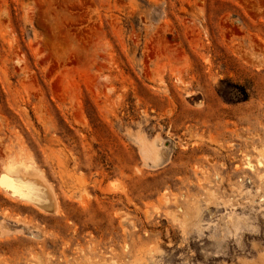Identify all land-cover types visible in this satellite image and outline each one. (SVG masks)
Segmentation results:
<instances>
[{
  "label": "rangeland",
  "instance_id": "rangeland-1",
  "mask_svg": "<svg viewBox=\"0 0 264 264\" xmlns=\"http://www.w3.org/2000/svg\"><path fill=\"white\" fill-rule=\"evenodd\" d=\"M262 254L264 0H0V264Z\"/></svg>",
  "mask_w": 264,
  "mask_h": 264
},
{
  "label": "bare ground",
  "instance_id": "bare-ground-1",
  "mask_svg": "<svg viewBox=\"0 0 264 264\" xmlns=\"http://www.w3.org/2000/svg\"><path fill=\"white\" fill-rule=\"evenodd\" d=\"M29 167H31V165H24V164H12V163H8L7 166H6V169H7V172H8V176H11L10 178H16V177H19L20 175H24V180H22V184L24 185H27V188L29 189V192L32 193L34 191H37V192H40V194L36 197H34V200H37V203L40 201V202H43L45 199L49 198L47 192L44 190V188L42 186H38V184H35L31 181L29 182H26V180L28 179V173H29ZM33 169V166L31 167ZM41 183V182H40ZM44 184V183H43ZM10 186V185H9ZM46 186V185H45ZM44 186V187H45ZM19 189V188H18ZM46 189V187H45ZM48 189V188H47ZM20 190V189H19ZM49 190V189H48ZM21 191V190H20ZM22 192V191H21ZM20 194H23V193H20ZM27 197V196H26ZM28 198V197H27ZM48 200V199H47ZM51 200V199H50ZM36 202V201H35ZM48 202H50L48 200ZM41 204V203H39ZM42 205V204H41ZM49 205V204H48ZM46 205V207L48 206ZM43 207V206H42ZM260 264H264V254H262L260 256ZM245 264H256L252 261H248L247 263Z\"/></svg>",
  "mask_w": 264,
  "mask_h": 264
},
{
  "label": "trees",
  "instance_id": "trees-1",
  "mask_svg": "<svg viewBox=\"0 0 264 264\" xmlns=\"http://www.w3.org/2000/svg\"><path fill=\"white\" fill-rule=\"evenodd\" d=\"M245 92V91H244ZM246 94V93H245Z\"/></svg>",
  "mask_w": 264,
  "mask_h": 264
}]
</instances>
